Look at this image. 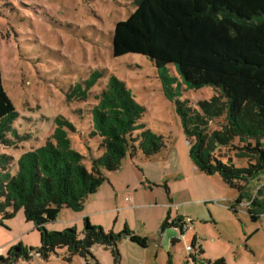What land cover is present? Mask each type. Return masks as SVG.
<instances>
[{
    "label": "rangeland",
    "instance_id": "rangeland-1",
    "mask_svg": "<svg viewBox=\"0 0 264 264\" xmlns=\"http://www.w3.org/2000/svg\"><path fill=\"white\" fill-rule=\"evenodd\" d=\"M132 1L0 0L2 82L18 113L12 124L15 134L7 135L10 145L0 144V155L17 159L44 145L53 133L54 119L62 117L74 125L76 132L69 135L72 146L89 169L90 155L97 154V142L86 139L94 100L90 94L84 101L75 98L72 88L93 71H101L103 78L92 89L101 92L114 76L144 107L140 123L162 136L166 149L150 158L122 162L119 170L106 173L107 180L82 213L62 210L56 221L46 224V231L76 229L81 237L82 216L90 214L85 217L93 227L116 237L127 229L147 240L142 248L123 236L116 261L110 250L95 246L89 264H264V214L253 220L248 201L235 202L238 191L218 175L207 176L194 168L175 107L165 98L151 62L140 55L112 57L114 25L134 10ZM168 75L174 82V75L169 71ZM172 88L194 108L198 101L216 95L211 87L185 91L174 84ZM235 164L246 166L245 161ZM239 185L262 201L264 175ZM18 244L27 252L40 245L39 233L25 222L21 210L13 219L0 218V258L5 261L0 264H87L78 256L69 260L65 249H57V256L48 259L29 252L7 262L8 250Z\"/></svg>",
    "mask_w": 264,
    "mask_h": 264
},
{
    "label": "trees",
    "instance_id": "trees-1",
    "mask_svg": "<svg viewBox=\"0 0 264 264\" xmlns=\"http://www.w3.org/2000/svg\"><path fill=\"white\" fill-rule=\"evenodd\" d=\"M134 10L113 28L111 55L146 57L156 68L163 94L173 103L189 159L205 175H218L238 191L236 203L248 201L253 220L264 214L257 194L244 193L248 183L264 175V0H133ZM173 70L174 73L171 72ZM168 71L174 75L171 81ZM101 71L76 83L72 94L79 100L91 95L87 141L97 142L90 168L85 157L72 146L74 125L62 117L54 119V130L45 144L17 159L0 155V218L22 211L26 223L39 233L40 245L30 249L43 259L65 249L70 260L78 256L94 261L91 249L100 246L119 258L118 241L127 236L146 248V239L127 229L114 236L93 227L83 218L82 236L76 229L47 232L46 224L57 220L62 210L82 213L85 203L107 180L106 173L119 170L122 162L150 158L166 149L164 138L140 123L145 109L132 99L123 82L110 76L101 92H93ZM185 91L211 87L216 95L200 100L196 107L180 100ZM18 118L2 82L0 66V144L10 145ZM213 124H217L212 128ZM91 151V149H88ZM237 161H245L238 167ZM262 191L259 189L258 193ZM247 194V196H246ZM234 208V206H232ZM182 218L176 223L182 232ZM167 220L164 223L167 226ZM21 244L8 250L7 262L28 256ZM1 263H5L0 258Z\"/></svg>",
    "mask_w": 264,
    "mask_h": 264
},
{
    "label": "crops",
    "instance_id": "crops-1",
    "mask_svg": "<svg viewBox=\"0 0 264 264\" xmlns=\"http://www.w3.org/2000/svg\"><path fill=\"white\" fill-rule=\"evenodd\" d=\"M107 212H108V210H107ZM85 216H88V217H90V214H86V215H84V216H82L83 218H87V217H85ZM179 217V216H178ZM88 219V218H87Z\"/></svg>",
    "mask_w": 264,
    "mask_h": 264
},
{
    "label": "built area",
    "instance_id": "built-area-1",
    "mask_svg": "<svg viewBox=\"0 0 264 264\" xmlns=\"http://www.w3.org/2000/svg\"><path fill=\"white\" fill-rule=\"evenodd\" d=\"M183 230V229H182Z\"/></svg>",
    "mask_w": 264,
    "mask_h": 264
}]
</instances>
